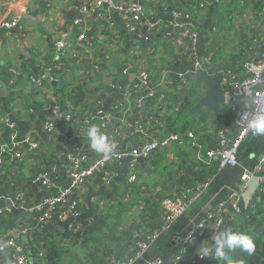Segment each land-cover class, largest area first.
Returning a JSON list of instances; mask_svg holds the SVG:
<instances>
[{
    "label": "crops",
    "instance_id": "0c3cea01",
    "mask_svg": "<svg viewBox=\"0 0 264 264\" xmlns=\"http://www.w3.org/2000/svg\"><path fill=\"white\" fill-rule=\"evenodd\" d=\"M43 1L46 9L41 14ZM89 1L0 0V150L11 141L10 114L26 121L27 135L37 144L25 143L23 159L5 160L0 168V245L16 237L29 264H49L45 251L52 253L53 264H152L158 258L179 264L186 252L184 237L193 226L209 215L220 213L223 218L221 224L209 222L199 238L202 242L215 229L234 230L259 202L255 193L263 186L259 176L264 177V168L248 188L242 186V175L264 156V136L246 138L236 166L203 161L205 152L218 146L220 132L234 137L239 131L238 113L246 94L232 93L219 114L209 106L191 112L207 87L195 82L190 39L179 37L171 22L178 18L200 31L211 20L207 39L201 35L198 44V52L205 53L203 68L210 75L232 70L233 80L240 81L251 74L249 64L264 53V8H256V0H116L145 8L142 24L133 31L130 17L107 5L84 13ZM211 4L217 9L208 14ZM109 16L113 26L105 20ZM4 21L17 24L7 27ZM82 33L86 39L79 41ZM61 39L71 44L65 52L56 48ZM143 70L150 76L148 85L141 82ZM151 89L155 95L139 109L140 96ZM69 102L73 108L67 124L46 129V122L63 120L58 111L66 112ZM93 125L115 145L114 158L83 180L71 197L77 201L78 217H61L70 201L43 216L37 206L69 183L72 158H79L85 168L101 155L83 135L82 130ZM15 128L22 140L20 127ZM190 131L194 139L186 136ZM171 132L181 133L185 141L142 160L129 154L135 145ZM134 172L137 178L131 181ZM44 173L50 188L40 177ZM204 183L209 187L203 196L163 229V200ZM20 193L25 194L23 205L30 208L3 211L23 207L17 205ZM155 232L147 250L135 259L139 244ZM0 264H18L10 248L0 254Z\"/></svg>",
    "mask_w": 264,
    "mask_h": 264
},
{
    "label": "built area",
    "instance_id": "2783aa9c",
    "mask_svg": "<svg viewBox=\"0 0 264 264\" xmlns=\"http://www.w3.org/2000/svg\"><path fill=\"white\" fill-rule=\"evenodd\" d=\"M218 1V0H212ZM107 5L112 8V10H117L119 12L124 13L129 16L131 19L130 28L131 30H137L143 21V16L145 12V8L141 4H123L119 3L116 0H90L84 7L83 12L87 13L90 10H94L100 8L101 6ZM203 6V4H202ZM173 15L178 17L179 13L173 11ZM264 15V14H263ZM109 26H113L111 16L105 18ZM82 19L76 20L77 24H81ZM4 26L12 27L17 24V21H4L2 22ZM171 26L175 29V32L179 34V37H188L191 41V48L193 53L198 54V44L200 40V31L189 28L187 24L182 23L178 18L171 22ZM154 28V25H152ZM86 36L84 33L78 36L79 41H84ZM71 44L66 39H61L57 41L56 48L58 51L65 52ZM205 62L199 61L198 59L194 62L195 68H203ZM249 69L251 70V74L240 81H234L232 78V70H227L224 72V77L222 81V86L224 90L228 89L227 95L228 100L230 101V96L232 93L242 94V93H251V99L254 102L251 106L255 111L264 112V53L257 59L256 63L249 64ZM140 79L143 85H148L150 83L149 74L143 70L140 72ZM135 88L140 89L141 86H135ZM234 90V92H233ZM156 91L154 89L150 90L149 95L140 96L139 109H142L143 103L148 98V96H154ZM72 104L69 102L67 104L66 112L58 111V116L62 117V119L70 120L72 117ZM244 114L242 116V113ZM248 111L243 108L238 113V125L239 131L234 137H227L223 132L219 133L218 138V146L216 148L209 149L205 152L203 161L207 165H212L214 162H217L218 167L225 166H236L238 163V154L242 143L246 140V138L251 135L246 127V121L248 119ZM13 132L11 134V141L9 144H6L0 150V168L3 167V164L6 160L4 152L9 151L15 146L19 145L21 142L29 144L32 147H35L37 144L34 141L31 135H26L22 140L19 139V133L15 128V124L11 123ZM46 129L49 131H53L57 129V125L54 121H48L45 124ZM186 136L189 138H195L194 132H187ZM185 141L184 135L179 132H171L167 137L161 139H152L148 142L141 143L139 145H135L131 151L130 155L133 159H138L139 157L149 158L152 153L162 147H166L171 143H183ZM24 154L20 151L15 152V158L19 161L22 160ZM114 158L113 154L108 155H100L95 158L90 164L82 168L80 165V159L77 157L72 158L73 168L70 173V181L64 187L62 191L57 194L46 196L43 198L41 203L37 206V209L40 210L45 217L51 216L58 208H60L63 204L70 201V207L67 211L61 213V217L64 218L66 215H70L73 217H78L80 215L79 208L77 205V201H72L71 197L79 188L81 182L86 178L92 176L95 172L100 170L106 164L110 163ZM264 168V156H262L253 170H245L242 175V186L244 188H248L250 185V180L259 174L262 173ZM136 171V170H135ZM44 185L47 188L51 187L49 180L46 178V174H42L40 176ZM137 178V174L134 172L131 175V181H134ZM261 181H264L263 176H259ZM209 187V183H204L199 186L193 188H185L181 191V194L177 197L170 198L167 197L163 200L162 204L165 209V218L162 228L167 229L171 226L174 221L178 218L182 217L189 206L193 204L196 200L201 198L205 192V190ZM25 203V194L20 193L17 197V205L22 206ZM224 203H221V207H224ZM15 206L7 207L3 211H11ZM233 209L238 211L239 208L234 204ZM212 220H217L218 224L223 222V218L220 216V213L216 215H209L205 220L200 223H197L195 226L191 228V230L184 237V250H187L188 246H190L197 237L204 235L205 229L208 226L209 222ZM148 239L145 242L139 244V248L136 252L135 259L140 258L143 253L149 247V242L152 241L157 233H153L148 235ZM6 248H10L12 250V256L16 260L18 264H29L28 254L25 252L23 245L17 240L16 237H11L7 239L3 244L0 245V254H2ZM199 256L191 261L192 264H195L198 260H201ZM132 263V262H131ZM130 263V264H131ZM152 264H165V262L158 258L153 261Z\"/></svg>",
    "mask_w": 264,
    "mask_h": 264
},
{
    "label": "clouds",
    "instance_id": "9594fccd",
    "mask_svg": "<svg viewBox=\"0 0 264 264\" xmlns=\"http://www.w3.org/2000/svg\"><path fill=\"white\" fill-rule=\"evenodd\" d=\"M201 35V32H200ZM244 109L248 111L246 127L253 136H264V112L255 111L251 106L254 102L251 93H246L245 99L241 101ZM244 111L242 113V116ZM83 135L87 137L91 149L102 155L111 154L115 148L108 135L95 125L83 129ZM240 250L251 255L255 252L253 238L243 231L232 228L215 229L213 235L203 240L196 248V255L200 258L213 257L222 264H229V253ZM201 259V260H202Z\"/></svg>",
    "mask_w": 264,
    "mask_h": 264
},
{
    "label": "trees",
    "instance_id": "16d2710c",
    "mask_svg": "<svg viewBox=\"0 0 264 264\" xmlns=\"http://www.w3.org/2000/svg\"><path fill=\"white\" fill-rule=\"evenodd\" d=\"M206 7V6H205ZM255 7L259 10H262L264 8V0H256ZM216 4H211L208 8L207 12L208 14L212 13L214 10H216ZM213 24L211 23V20H208L205 25L201 26V35L205 40L207 39L206 36H208V32L211 30ZM205 53H193V63L195 60L204 61ZM78 98V95H77ZM81 99H83V96H81ZM79 103V101L76 99L75 104ZM186 108V106L183 108V110ZM68 120H55L56 125H66ZM26 146L24 143H20L19 145L15 146L14 148L10 149L9 151L4 152V155L6 157V160H10L12 162L18 161L15 158V152L20 151L23 153L22 149ZM215 165H217V162H214ZM264 183L261 188L255 193V197H257V200L259 201L254 209L245 216L244 220L240 222L239 226H236L234 230L243 231L250 235L255 243V252L251 255L247 254L246 252H242L240 250H237L235 252L229 253V264H264ZM207 197V196H206ZM36 234V233H35ZM197 237L195 241L188 246L186 252L184 253V256L182 257L179 264H191V261L198 257L196 255V248L201 243V240ZM52 250V248L50 249ZM45 258L49 264H53L54 257L52 253L45 251ZM141 260L137 261L136 264H139ZM207 264H221V262L215 258H213L211 261H209ZM224 264V262H222Z\"/></svg>",
    "mask_w": 264,
    "mask_h": 264
},
{
    "label": "water",
    "instance_id": "95a60500",
    "mask_svg": "<svg viewBox=\"0 0 264 264\" xmlns=\"http://www.w3.org/2000/svg\"><path fill=\"white\" fill-rule=\"evenodd\" d=\"M41 14L45 13L46 2L41 3ZM42 15H40L41 17ZM195 72V82L197 84H203L207 87V93L201 96L196 104L190 110L191 112H201L203 106L212 107L215 110L216 114H219L222 110L223 106H226L230 101L228 100V95L224 87L222 86V81L224 77L223 72H218L217 74L210 75L205 68H195L193 70ZM194 94V92H192ZM11 123L16 124L20 127L21 133L23 136H26L29 132L27 129L26 121L17 119L13 114H10ZM143 157H139L138 159L142 160ZM30 206L28 204H24L22 208L13 207V211L22 212L24 209H29ZM26 249L28 248V244H25ZM30 259L32 260V256L29 254Z\"/></svg>",
    "mask_w": 264,
    "mask_h": 264
},
{
    "label": "rangeland",
    "instance_id": "374dc122",
    "mask_svg": "<svg viewBox=\"0 0 264 264\" xmlns=\"http://www.w3.org/2000/svg\"><path fill=\"white\" fill-rule=\"evenodd\" d=\"M234 18V17H233Z\"/></svg>",
    "mask_w": 264,
    "mask_h": 264
}]
</instances>
